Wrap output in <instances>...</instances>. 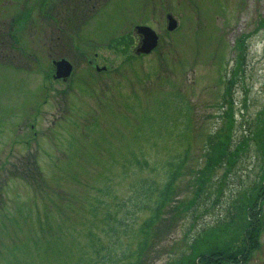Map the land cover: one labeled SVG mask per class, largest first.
I'll return each mask as SVG.
<instances>
[{"label":"rangeland","instance_id":"374dc122","mask_svg":"<svg viewBox=\"0 0 264 264\" xmlns=\"http://www.w3.org/2000/svg\"><path fill=\"white\" fill-rule=\"evenodd\" d=\"M61 1L71 0H0V264H109V252L183 264L206 244L239 245L247 197L264 181V0H100L75 18ZM139 23L160 34L146 56L135 55ZM124 35L125 47L108 46ZM61 57L74 63L67 80L53 78ZM211 139L233 155L202 179ZM181 159L158 218L164 238L137 255L152 211L131 199ZM261 207L246 264H264Z\"/></svg>","mask_w":264,"mask_h":264},{"label":"trees","instance_id":"16d2710c","mask_svg":"<svg viewBox=\"0 0 264 264\" xmlns=\"http://www.w3.org/2000/svg\"><path fill=\"white\" fill-rule=\"evenodd\" d=\"M74 1L79 0H73L72 3L69 2H61V5L64 6L67 10L61 11L62 13L66 11H70L71 9L76 8L77 10L73 11L72 17L75 18L77 15L78 8L84 7L87 5L86 0H81V5H77ZM63 3L67 4V6L63 5ZM70 4V5H69ZM57 8V5L55 6ZM82 11V9H81ZM29 13H25V19L27 20ZM92 14V13H91ZM90 16V15H89ZM71 22L73 23V19L71 18ZM82 23V22H80ZM2 38H6L4 36ZM8 38V37H7ZM125 37H118V39H124ZM6 42V39L4 40ZM122 42V41H121ZM212 141V139H211ZM224 144V141L215 143L211 142L210 144V150L208 153V162L205 169L201 170L200 176L202 179H206V172L210 171L212 168H214L218 164H222L224 162H229L228 158L230 155H233L232 147L230 146H222ZM32 159V158H31ZM26 166L24 165L23 168L25 169L24 172L26 175L32 179V182H36L35 185L40 184V180H42L41 173L38 172L37 169L34 167L35 162L34 160L31 161L30 158L26 161ZM183 164V159H181L179 162H176L175 164L171 163V165L174 167L169 174L168 179L166 180V183L162 185L161 187H158V185L154 184L153 182H145L142 183L141 187L136 190L137 196L134 198L132 197V207L136 210H142V209H150L152 213L148 218H145V220L140 224L139 226V232L141 233V237L139 239V243L137 245L135 253L137 255L142 254L145 252V250L150 246V242H152L151 238L153 236L159 237L160 240L164 238V234L166 232V229H168L167 226L164 225V223H161L158 218L160 216V211L164 209L167 203V197L169 196V193L171 192V186L174 183V180L176 178V175L178 173V168L181 167ZM261 191L260 194H257L256 196H248V202L247 206H245V214H246V222L245 225L242 228V231L239 232V237L241 239V243L234 247L233 245H222V246H209L206 244L202 250H198V252L193 253L192 255H189L187 258H184L183 264H246L249 259L251 258L252 252L256 250L259 245V239L263 230V219H262V208L260 207V203L264 201V181L261 184ZM154 191H159V196L157 199L152 203V197L151 194ZM258 198L257 202L255 201L256 198ZM260 199H262L260 201ZM135 212V211H133ZM160 222V223H158ZM159 224L158 228L152 232V228L154 225ZM126 231L128 230V227L124 228ZM113 230V228H112ZM124 230V231H125ZM150 233H148V231ZM119 236V235H117ZM118 240V238H117ZM119 246L118 242H113L107 247V252L110 250L116 249V247ZM121 247V246H120ZM124 254L122 252L120 255ZM111 252L108 254H103L102 257L105 262H109V264H118L119 261L122 260L124 262L125 259H127L130 255L124 254L121 257L115 258ZM142 256V255H140ZM114 257V258H113ZM105 258L107 260H105ZM97 264V263H95ZM123 264H145V258L136 259L135 261H128L124 262Z\"/></svg>","mask_w":264,"mask_h":264},{"label":"water","instance_id":"95a60500","mask_svg":"<svg viewBox=\"0 0 264 264\" xmlns=\"http://www.w3.org/2000/svg\"><path fill=\"white\" fill-rule=\"evenodd\" d=\"M168 28L173 30L177 27V21L170 14ZM137 29L144 35V42L140 47V51L150 52L158 44L159 36L157 32L150 26L138 25ZM55 77L68 78L72 72V64L67 59H60L55 61Z\"/></svg>","mask_w":264,"mask_h":264},{"label":"flooded vegetation","instance_id":"af4514ba","mask_svg":"<svg viewBox=\"0 0 264 264\" xmlns=\"http://www.w3.org/2000/svg\"><path fill=\"white\" fill-rule=\"evenodd\" d=\"M140 40H141V39H138V41H137L138 43H137V44H139ZM139 45H140V44H139ZM141 55H142V54H141Z\"/></svg>","mask_w":264,"mask_h":264}]
</instances>
